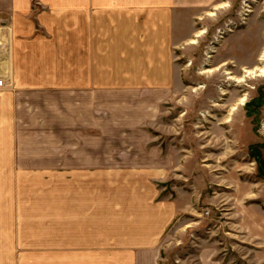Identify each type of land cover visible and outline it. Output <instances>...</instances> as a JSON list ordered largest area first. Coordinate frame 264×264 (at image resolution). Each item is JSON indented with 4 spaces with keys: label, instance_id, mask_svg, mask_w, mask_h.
<instances>
[{
    "label": "rangeland",
    "instance_id": "rangeland-1",
    "mask_svg": "<svg viewBox=\"0 0 264 264\" xmlns=\"http://www.w3.org/2000/svg\"><path fill=\"white\" fill-rule=\"evenodd\" d=\"M180 14L170 20L179 33L180 90L161 102L100 99V139L58 138L77 151L100 146L101 167L108 158L129 168L142 165L136 158L161 156L168 177L155 182L158 198L183 210L159 252L120 251L122 244L109 241L107 211L96 213L97 241L86 242L77 232V203L92 180L58 177L77 165L64 162L74 157L60 154L68 149L59 145L50 159L45 131L22 129L19 169L0 163V264H264V77L229 81L264 67V0H218ZM0 29L1 62L10 52Z\"/></svg>",
    "mask_w": 264,
    "mask_h": 264
},
{
    "label": "crops",
    "instance_id": "crops-1",
    "mask_svg": "<svg viewBox=\"0 0 264 264\" xmlns=\"http://www.w3.org/2000/svg\"><path fill=\"white\" fill-rule=\"evenodd\" d=\"M217 1L0 0V28L10 52L0 62L8 83L0 90V163L8 172L19 169L22 129L45 131L46 145L54 149L46 152L50 159L57 157L59 145L67 148L60 154L74 158L64 162L77 165L57 176L92 180L84 186V201L77 203L83 219L77 232L86 242L97 241L102 232L96 213L107 211L109 241L122 244L120 251L158 253L182 205L158 198L155 182L168 177L161 156L136 158L132 163L142 165L129 168L111 165L108 158L103 161L109 165L101 167L100 146L77 151L58 138L100 139V99L161 102L175 95L182 86L174 62L179 33L170 20L180 18L182 10L202 12Z\"/></svg>",
    "mask_w": 264,
    "mask_h": 264
},
{
    "label": "bare ground",
    "instance_id": "bare-ground-1",
    "mask_svg": "<svg viewBox=\"0 0 264 264\" xmlns=\"http://www.w3.org/2000/svg\"><path fill=\"white\" fill-rule=\"evenodd\" d=\"M223 7H226V5H224ZM222 7V8H223ZM220 8V7H219ZM230 30L229 29H226L225 32H229ZM219 35L217 36V38L215 39L216 42H218V39H221L220 35L224 34V32H219L218 33ZM199 37V36H198ZM216 42H214L212 44V46H214V44H216ZM190 44H195L194 41H192ZM210 53H213V47L210 48L209 50ZM209 54V53H208ZM207 58L209 59L210 56L208 55ZM264 77V67H259V68H254V69H251V70H243V77L241 80H232V79H229V81H233V82H236L238 84H241V83H245V81L247 79L249 80H252V79H255V78H263ZM245 101V99H243L241 101V103H243ZM233 111H236L235 109H233Z\"/></svg>",
    "mask_w": 264,
    "mask_h": 264
},
{
    "label": "built area",
    "instance_id": "built-area-1",
    "mask_svg": "<svg viewBox=\"0 0 264 264\" xmlns=\"http://www.w3.org/2000/svg\"><path fill=\"white\" fill-rule=\"evenodd\" d=\"M8 87L7 77L0 75V90Z\"/></svg>",
    "mask_w": 264,
    "mask_h": 264
}]
</instances>
